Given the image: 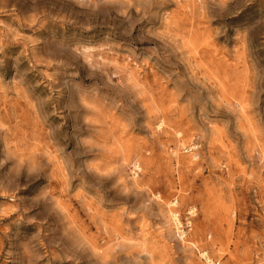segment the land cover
<instances>
[{
  "label": "rangeland",
  "instance_id": "rangeland-1",
  "mask_svg": "<svg viewBox=\"0 0 264 264\" xmlns=\"http://www.w3.org/2000/svg\"><path fill=\"white\" fill-rule=\"evenodd\" d=\"M0 264H264V0H0Z\"/></svg>",
  "mask_w": 264,
  "mask_h": 264
}]
</instances>
